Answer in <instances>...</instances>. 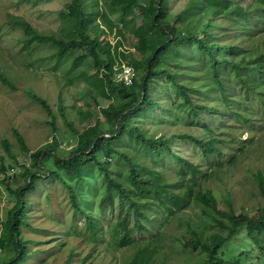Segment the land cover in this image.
Listing matches in <instances>:
<instances>
[{
    "label": "trees",
    "instance_id": "16d2710c",
    "mask_svg": "<svg viewBox=\"0 0 264 264\" xmlns=\"http://www.w3.org/2000/svg\"><path fill=\"white\" fill-rule=\"evenodd\" d=\"M174 1L67 0L58 12L57 32H40L21 16L3 14L0 35L7 31L20 33L17 39L20 55L32 60L38 49L52 48L50 59L58 65L70 59L71 70L79 67L87 94L93 100L106 101L107 105L99 109L96 117L79 111V121L85 124L79 132L67 120L59 93V115L76 136L75 146L65 157L57 153L54 134L52 146L30 153L15 131L20 151L29 154L32 165L17 164L18 173L12 167L9 168L11 173H6L1 166L4 175L0 185L8 192L12 206L5 219L0 220V264H24L30 254L37 252L29 253L28 245L34 241L28 244L22 236V228L34 230L28 222L27 210L28 195L36 192V183L54 179L66 187L62 178L65 176L74 178L79 186L83 180L87 182L82 174L92 170L101 173L105 187L99 209L103 211L106 206L113 208L117 204L120 210L109 239L102 241L111 252L133 248L125 264H155L153 255L164 250L161 232L168 221H163L153 232L154 218L149 216V208L153 212L166 211L176 219L190 200L199 209L196 220H182L174 239L179 250L194 255L195 264H242L244 254L239 258L223 255L224 248L242 229L254 245H264V147L256 146L260 141L259 137L255 138L258 133L244 145L221 135L231 131L232 126L248 129L260 117L264 131V0H181L184 3L171 15L170 6ZM121 30L137 40L139 59L122 50ZM110 35L115 39L113 43L106 40ZM183 48H191L198 55L197 60L191 55L187 58V82L182 78L186 63ZM195 63L198 67L194 74ZM123 64L135 73L131 86L116 82V69ZM29 66L30 61H27L26 68ZM91 71L93 74H89ZM159 76L165 77L176 90L181 98L176 106L186 112L193 126L204 132L203 137L178 134L166 139L144 135L137 124L138 118L145 120L148 113L154 114L158 108V102L149 94L150 88L154 89L149 83ZM68 80L70 85L73 77ZM0 82L15 90L1 71ZM214 93L216 107L211 105ZM25 94L42 107L50 119L46 124L55 129L54 114L47 102L31 92ZM195 95L198 102L192 99ZM203 98L207 104L203 103ZM212 117L217 120L216 127H212ZM221 121L225 123L223 126ZM104 124L108 126L106 131ZM175 139L196 145L208 162L207 168L174 154L171 148ZM131 144L136 146L132 150L128 149ZM2 147L15 165L16 158L11 154L9 143L4 141ZM249 153L260 156L257 167H254L255 161H245ZM164 155H169L178 167L176 181H166L164 172L156 170ZM147 159L151 166L146 165ZM243 163L254 189L251 196L257 200L251 215L236 212L228 191L218 201L213 191L204 187V182L211 178L220 180L221 175ZM119 164L123 170H118ZM68 193L74 216L84 218L89 239L98 244L100 218L91 216L89 211L83 212L70 186ZM136 234H147L149 238L137 244ZM148 241L153 242L154 247L147 245ZM72 256L70 250L60 264H70ZM189 259L179 264H193Z\"/></svg>",
    "mask_w": 264,
    "mask_h": 264
},
{
    "label": "rangeland",
    "instance_id": "374dc122",
    "mask_svg": "<svg viewBox=\"0 0 264 264\" xmlns=\"http://www.w3.org/2000/svg\"><path fill=\"white\" fill-rule=\"evenodd\" d=\"M0 0V21H3L4 13H11L23 17L35 29L40 32H57L59 29L58 12L63 8L67 0ZM184 3L181 0H176L170 6L171 15L179 10ZM20 33L18 32H3L0 35V71L8 78L15 86V90H10L0 82V180L3 178L4 172L1 171V166L6 170V173H11L10 167L17 169V164L32 165L29 160L28 153H22L20 144H18L15 136V131L21 136L24 144L30 153H36L43 149L52 146V135L54 134L57 140V153L60 157H65L72 147L75 146L76 136L62 122L58 111V95L63 99L65 107V115L69 122L73 123L74 129L79 132L83 130L84 125L79 121V111L82 113H91L93 117L99 116V109L104 108L107 102L96 98L93 100L88 94V89L80 78L78 66L71 70L70 59H66L62 63L55 64L50 59L49 54L52 48L42 47L38 49L32 58L28 60L20 55L17 39ZM119 39L122 40V50L129 51L139 59L140 51L136 49L137 40L134 39L129 32L121 30ZM110 43L114 42L113 35L107 37ZM53 50V49H52ZM185 62L191 55L193 59L198 58V55L193 49L183 48ZM40 58L43 61H37ZM27 61H30V66L26 68ZM187 62L184 65L185 82L188 81V66ZM84 67V66H83ZM198 63L192 67L194 74L197 71ZM93 74V71L89 72ZM73 77V82L69 83L68 77ZM193 83L196 79L193 77ZM149 94L158 102V108L154 114L148 113L145 120L138 118V126L143 131L144 135L154 136L156 138H169L171 135L189 134L193 136L203 137L204 132L193 126V122L186 117V112L176 105L181 103V98L177 95L176 90L171 88L170 82L163 76L157 77L149 83ZM154 91V93H153ZM26 92H31L39 98L45 100L54 114L55 129H51L46 124L50 121L46 112L42 107L30 100L26 96ZM195 102H198L197 96L192 97ZM156 102V103H157ZM203 103L207 104L205 98ZM211 105L216 107L217 99L215 93L212 95ZM155 115L156 117H153ZM94 121V120H93ZM133 120L129 121L132 124ZM191 122V124H190ZM93 123V122H92ZM212 127L218 125L217 120L212 117ZM225 123L221 121V126ZM263 120L258 118L256 124L248 126V129L240 126H232V130L226 132L222 130V136H230L232 139H237L239 144H246L256 133L255 138H260L256 145L258 148L264 147V131H262ZM104 130H108L106 124L103 125ZM7 141L10 145L11 154L16 158V163L8 154L5 153L2 144ZM235 145V144H234ZM233 145V147H234ZM135 145L131 144L128 149L132 150ZM171 147V145H170ZM253 149V148H252ZM171 150L176 155H181L185 160L192 162L196 166L207 168L208 162L202 156L198 147L187 141L175 139ZM252 151V150H251ZM245 159V158H244ZM260 156L256 153H249L245 161H255L254 167H257ZM114 161V160H113ZM147 166H151V161L147 159ZM123 170L122 165H118V170ZM178 167L174 164L169 155H164L161 162L158 163L156 170L164 172L166 181H176V171ZM244 163L236 169L229 170L225 175L220 176V180L211 178L204 182V187L210 188L213 191L216 199L221 200L225 191H228L232 198L236 212L243 211L248 215L253 212L257 200L251 196L254 192L252 182L244 171ZM61 175V172H59ZM47 175L44 176L47 179ZM66 182V187L61 185L56 180L36 183V192L29 194L27 210L28 222L32 224L34 230L22 228V236L28 241H34L30 244L29 253L32 250L37 251L34 255L28 256L24 264H60L67 258L70 250L73 251V256L70 264H125L126 258L131 255L133 248L121 249L113 251L106 249L110 229L116 225V216L118 215L119 206L114 205L113 208L106 206L104 210H100L98 205L105 194V187L101 178V173L92 170L91 173H83L82 178H86L76 185L74 178L62 177ZM74 191L77 202L83 212L89 211V214L100 218V238L98 244L89 239L88 231L84 224V218L74 216L72 204L70 202L68 187ZM12 206V200L6 191L5 187L0 185V220L3 221L7 210ZM33 207V211H32ZM199 211L193 201H189L188 206L177 215V218L170 217L166 211L148 210L149 216H153L154 227L151 226L153 232L167 220L168 224L161 232L163 251H157L158 254L153 255L152 261L155 264H179L186 258L188 261L196 263L197 259L194 255L188 252H182L177 248L175 236L181 229L178 225L182 220H196L195 214ZM136 242L139 244L143 240H147L149 235L136 234ZM154 243L147 242V245ZM258 247L251 242L246 236L245 229H242L239 234L229 242L224 248V257L231 255L232 257H240L243 259L242 264H264V249ZM2 252L0 251V257ZM263 257V258H262ZM259 258L260 260H256Z\"/></svg>",
    "mask_w": 264,
    "mask_h": 264
},
{
    "label": "built area",
    "instance_id": "2783aa9c",
    "mask_svg": "<svg viewBox=\"0 0 264 264\" xmlns=\"http://www.w3.org/2000/svg\"><path fill=\"white\" fill-rule=\"evenodd\" d=\"M115 79L119 84L131 86L135 79V73L131 67L123 64L119 70L116 69Z\"/></svg>",
    "mask_w": 264,
    "mask_h": 264
}]
</instances>
